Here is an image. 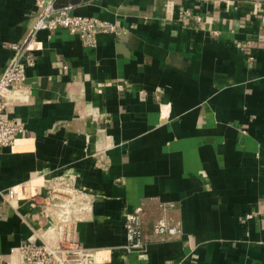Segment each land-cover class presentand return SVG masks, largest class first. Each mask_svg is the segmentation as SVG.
Listing matches in <instances>:
<instances>
[{"label": "crops", "instance_id": "1", "mask_svg": "<svg viewBox=\"0 0 264 264\" xmlns=\"http://www.w3.org/2000/svg\"><path fill=\"white\" fill-rule=\"evenodd\" d=\"M57 3L117 29L92 44L39 32L26 87L8 97L24 129L0 148V187L26 192L15 207L0 197V255L20 262L50 222L45 179L65 174L96 198L74 238L101 264H264V0ZM35 10L0 0V77ZM140 206L145 249L130 251ZM164 216L181 235L154 236Z\"/></svg>", "mask_w": 264, "mask_h": 264}, {"label": "built area", "instance_id": "2", "mask_svg": "<svg viewBox=\"0 0 264 264\" xmlns=\"http://www.w3.org/2000/svg\"><path fill=\"white\" fill-rule=\"evenodd\" d=\"M57 1L35 0L36 10L27 37L11 45L14 54L0 77V148L11 146L14 136L24 129L21 122L8 116V97L26 87L27 69L36 63L34 44L39 32L66 28L78 34L85 43L92 44L99 32H115L117 29L106 20L75 13L74 3L60 5ZM197 19L201 20V17ZM44 188L46 194L39 203L50 220L49 225L36 232L33 241L19 247L21 260L18 264H101L98 250L83 246L74 238L78 224L91 217L95 196L79 187L74 175L46 178ZM25 192V185L19 190L0 187V197L13 207ZM143 214V207L140 206L128 214L125 221V247L130 251L145 249ZM153 233L157 239L167 240L181 235L182 226L180 222H171L164 216L154 224ZM0 264L14 263L0 255Z\"/></svg>", "mask_w": 264, "mask_h": 264}]
</instances>
